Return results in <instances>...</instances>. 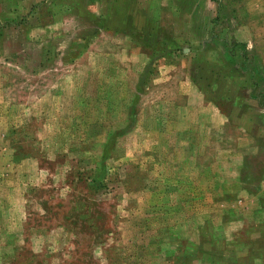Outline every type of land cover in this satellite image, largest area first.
<instances>
[{
    "label": "rangeland",
    "instance_id": "374dc122",
    "mask_svg": "<svg viewBox=\"0 0 264 264\" xmlns=\"http://www.w3.org/2000/svg\"><path fill=\"white\" fill-rule=\"evenodd\" d=\"M0 264H264V0H0Z\"/></svg>",
    "mask_w": 264,
    "mask_h": 264
}]
</instances>
